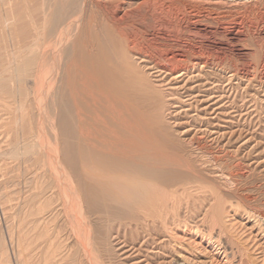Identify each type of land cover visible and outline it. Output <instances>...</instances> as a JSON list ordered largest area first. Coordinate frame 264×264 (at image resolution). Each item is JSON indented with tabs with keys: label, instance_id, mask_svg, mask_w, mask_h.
Returning <instances> with one entry per match:
<instances>
[{
	"label": "rangeland",
	"instance_id": "1",
	"mask_svg": "<svg viewBox=\"0 0 264 264\" xmlns=\"http://www.w3.org/2000/svg\"><path fill=\"white\" fill-rule=\"evenodd\" d=\"M93 1L103 6L113 0ZM209 1L214 0H120L117 12L108 8V25L117 17L128 27L134 66L169 90V137L183 141L181 155L194 162L201 181L184 187L196 203L185 206L183 199L179 212L173 213L172 202L166 201L170 192L161 190L144 206L148 227L125 216L128 221L120 229L113 224L108 238L97 233L101 264H264V0ZM41 6L42 0H0V264H52L56 259V264H81L55 196L43 195V212L38 199L30 202L48 178L38 180V174L27 171L32 155L26 152L39 141L54 144V138L66 152L64 141L71 139L55 137V121L38 106L31 79H15L28 59L27 46L40 33ZM34 20L37 28L31 26ZM159 67L169 74L158 73ZM16 86L23 90L15 91ZM49 250H56V259Z\"/></svg>",
	"mask_w": 264,
	"mask_h": 264
},
{
	"label": "bare ground",
	"instance_id": "2",
	"mask_svg": "<svg viewBox=\"0 0 264 264\" xmlns=\"http://www.w3.org/2000/svg\"><path fill=\"white\" fill-rule=\"evenodd\" d=\"M224 1L227 0L209 2L215 4L228 3ZM93 2V0H42L40 11H42L43 21L39 30L40 33L36 34L35 40L31 39L32 42L28 43L29 56L26 53L28 59L24 66L16 71L21 73L19 76L22 79L23 77L28 80L31 79L34 91L37 92L36 95H34V91L32 93L38 106L45 108L44 113L47 119L49 118L51 122L55 121L52 122L58 131V133L55 131L57 134L55 137L65 138L69 136L71 138V142L68 138L66 139L69 143L64 141L63 148H69L66 152L60 149L56 138H54V144L50 140L51 144L49 141L47 144L39 141L34 146L35 148L28 147L29 151L25 150V152L27 151L26 154L29 152L32 155V159L29 157L31 163L27 171H30V174H38L39 178L41 176L48 178L47 184L45 183L46 186L42 187L39 184L38 191L33 192L34 195L31 194L32 196L30 195L32 197L30 202L32 203L33 199L36 198L38 199L37 202L40 203L43 195L47 192L55 196V200L57 199L59 202V211L63 213L64 219L66 218L68 230L75 238V242H73L76 247L74 243L72 246L77 248V250L75 249L76 253L74 249L70 250H74L73 252L85 264H101L102 256H100L99 250L101 251L102 248H97L100 245L98 243L100 240L97 241V233L101 235L100 237L103 235L102 240L104 235L108 238L109 235L107 234L111 232L109 230L113 224L119 228L123 225V221L129 219H126L125 216H131L132 219L139 218L145 226L150 225L148 218H146L148 216H145L146 210L144 208L150 205L153 196L158 195L161 190L162 192H170L166 201L170 199L172 202L173 213L185 201H187L185 206L188 205L189 201L191 205L192 200L196 203V200L194 201V198L190 197L191 194L188 196L186 192L188 188L184 187L187 185L189 187L193 184L192 182L196 183L197 180H199L198 182L201 181L198 174L199 169L196 170L194 162L191 160L193 165L189 161L190 159L183 154L181 155L184 151L182 149L183 141L169 137V128L165 123V118L169 114V90L166 89V86L164 89L159 81L152 80L151 75L146 74L139 67H135V63L133 64L131 60L133 48L130 46L131 43L129 44L131 34H129L127 26H122V23H119L118 19L120 18L110 16L114 22L111 23L112 25H108V15H110L108 8L117 12L121 6L119 5L120 0L111 2L105 0L107 3H103V6ZM91 5L101 12L91 9ZM31 18L33 20L32 16ZM32 25L33 28L37 26L35 20L31 21ZM37 30L35 29V31ZM39 39L41 42L38 41ZM33 54L38 56L37 59L34 58L35 55L33 56ZM160 67L157 70L158 73L169 74L167 70L164 71L165 68L161 69ZM19 76L15 78L16 81L23 83L24 79L20 80ZM16 87L19 88V86ZM0 88L3 89L2 86ZM18 90L22 91L23 89L21 90L20 87L15 91ZM12 92L14 93V90ZM36 146L42 152H38L39 148L37 153L34 152V149H37ZM42 147L45 150H42ZM161 203L163 206L164 203ZM45 204L47 205V203ZM39 212H43L42 206L39 207ZM167 213L165 211L164 217L167 216ZM36 216L38 215L36 214ZM38 226L36 225V229ZM115 231L117 233V230ZM40 233L43 232L40 230ZM43 235L40 234V236ZM42 238L37 240L41 239L42 242ZM50 242L47 245H51ZM45 243L47 242L45 241ZM72 246L69 248H74ZM57 248L53 249L58 251ZM48 249L50 246L47 248V252ZM56 250H49V257L52 256L54 259L55 252L53 251ZM47 252H45V256ZM49 257H47L48 262L50 261ZM63 258L65 259V256ZM2 260L7 261V259ZM56 260L50 262L56 264ZM60 260L62 261V259ZM60 260L59 262H61ZM25 262L28 264V261ZM67 264L69 263L67 262Z\"/></svg>",
	"mask_w": 264,
	"mask_h": 264
}]
</instances>
